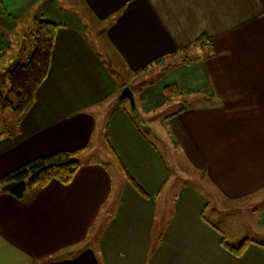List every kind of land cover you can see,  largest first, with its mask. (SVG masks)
I'll return each mask as SVG.
<instances>
[{
    "label": "crops",
    "instance_id": "obj_1",
    "mask_svg": "<svg viewBox=\"0 0 264 264\" xmlns=\"http://www.w3.org/2000/svg\"><path fill=\"white\" fill-rule=\"evenodd\" d=\"M68 1L1 0L0 26L28 28L39 18L60 27L35 104L15 127L0 114V177L41 155L85 149L68 184L52 180L23 199L0 186V264H264V199L247 213L210 210L213 196L200 184L177 187L159 146L130 108L117 105L122 83L97 48L118 56L133 79L146 66L172 65V53L204 50L143 81L140 109L173 108L165 115L170 143L220 197L255 195L264 189V0ZM13 35L0 30L12 62L31 53H22L24 32L19 49ZM159 57L169 61L154 64ZM169 84L186 102L166 101ZM96 149L116 160V177L85 158ZM233 215L230 232L249 231L229 237L225 221ZM223 236L234 245L251 241L236 254Z\"/></svg>",
    "mask_w": 264,
    "mask_h": 264
},
{
    "label": "trees",
    "instance_id": "obj_2",
    "mask_svg": "<svg viewBox=\"0 0 264 264\" xmlns=\"http://www.w3.org/2000/svg\"><path fill=\"white\" fill-rule=\"evenodd\" d=\"M2 7L0 0V8ZM59 27L60 24L54 21L35 18L28 26L30 39H28V32H24L26 38L24 42L30 40L29 45L33 46L30 55L26 59L10 62L0 71V114L9 113L15 126L20 124L22 118L36 102L37 91L49 72ZM0 43L2 46L5 40L0 38ZM177 54L179 53L175 52L171 56L175 57ZM165 59L166 57H159L154 64L162 63ZM197 59L195 56L186 55L174 65L192 63ZM174 65L167 66L163 73ZM149 67L151 66H146L144 69ZM164 95L169 103L186 102L184 92L176 84L167 85L164 88ZM168 117L166 116L165 119ZM134 119L137 125L144 129L135 117ZM3 133L4 131H0V134ZM84 149L85 146L76 149H61L35 157L0 177V186L15 182V187L9 192L18 199H23L28 191L42 189L52 180L68 184L79 169L80 163L77 156ZM250 241L249 238H245L238 245H234L228 242L226 237L223 236L222 239L225 247L236 254L243 252Z\"/></svg>",
    "mask_w": 264,
    "mask_h": 264
},
{
    "label": "rangeland",
    "instance_id": "obj_3",
    "mask_svg": "<svg viewBox=\"0 0 264 264\" xmlns=\"http://www.w3.org/2000/svg\"><path fill=\"white\" fill-rule=\"evenodd\" d=\"M73 2H75V1H73ZM60 3H61V5H64V4L69 5L70 4L68 0H60ZM16 27L13 28V27H9L7 25H2V26H0V30H2L4 34L8 33L9 36L14 34L13 40L11 42H14V45H15L14 48L15 49H19L20 45L18 44L17 41L19 40L20 35L21 36L23 35V32H28V34H29V28H27L25 25H23V26H20V28L18 30H15ZM28 39H30V34L28 35ZM29 41H27V40L25 41V44L22 47V53H23L24 49H29L31 51L33 50V46L31 47L29 45ZM97 48L101 53L103 51V53H104L103 55H104L105 59H107V60L110 59V61H111L110 65L114 70L112 72L115 75V78L118 80L119 84L122 83L123 87L125 85H130L132 87L134 94L137 96V97L135 96V98L137 99L136 105L138 107V110L141 113L144 122L147 123L149 126H151L153 131H155L156 135H154V133L146 127L142 126L144 128L142 130L146 133L147 136L152 138L156 142V144L159 146V148H160V150H161V152L165 158V162L167 163V165L171 171L172 177L173 178L178 177L177 180L174 179V182H173V183H175V185L177 187L181 186L187 182H191V180H193L195 183L200 184V187H202L201 189H204V191L206 189L207 193L208 194L210 193L213 196L212 199L209 201V209L212 205H215L218 208H221L222 205H224V207L227 210L233 209L235 212H237L236 208H242L241 210H244L245 211L244 213H247L249 211H252L253 208L257 207L260 204V201H262L264 199V189L257 192V194H255V195L253 194L250 196L248 194V195H245V196L238 198V199H235V200H228L227 201L226 199H223L222 197H220V194L216 191L215 185L213 183H211V181L209 180L207 173H205L204 170H201V169L200 170L193 169L192 165L188 162L185 155L180 154L174 150L173 144L170 143L169 135L166 132L167 119L164 118L166 113L171 111L173 108H169L167 110H163V108H160L159 111H156L151 115H146V114L143 115V113L140 109L141 103H140L139 98H138L139 93L141 92V89H142L143 81H145V83H148L149 81H152V79H154L155 77L160 76L161 74L163 75L164 74L163 71L166 68L165 64L163 66H160V67L156 66L157 67L156 69H154V66L152 65L147 70H144L143 73L139 72L140 75H139V77H137V79H133L132 78L133 74H130L128 68L124 67L125 64L121 63L118 56H115L114 54H112L109 51L107 52V51L103 50V48H100L99 44H98ZM203 52H204V50L202 51L197 46H194L191 50L183 51L181 55L172 57L169 60L176 63L178 60H180L183 56H186V55H190V56L192 55V56H195L198 58V56L200 54L202 55ZM11 54L15 55V51L12 52V50H10L9 48L2 47L1 43H0V71L3 70L4 67L7 66L10 62H12L13 56ZM24 59H26V56H24ZM166 60H168V59L166 58L165 61H163V62L166 63L167 62ZM174 63H173V65H174ZM178 65H181V64H178ZM178 65H174L171 69L175 68V66H178ZM123 78L125 80H122ZM138 80H141V81H138ZM126 81H128L127 82L128 84L127 83L125 84ZM112 103L113 102H111L110 105L108 104L109 105L108 111L104 112L103 110H105V108H107L106 107L107 104L105 105V108L102 110L103 118L107 117L108 113H110L114 109L115 105H112ZM117 105L126 106L127 108H130V110H131L130 102L128 99L122 100ZM176 107H180V104ZM182 108H183V105H182ZM160 110H163V111H160ZM130 114H132V113H130ZM13 126L15 127L14 124H13ZM157 134L159 135V137ZM103 141H104L103 139L102 140L100 139L99 144L103 143ZM93 142H95V141H93ZM103 145H105V144L103 143ZM79 158L80 157L77 156L78 160H79ZM85 158L91 159V160L97 159L98 161L100 160L103 163L109 165L111 167L113 174L116 177V170L114 169V167L116 166V160L113 162L112 157H111V160H112V164H111L110 159H109L110 157H108L106 155L105 156L102 155L100 153V150L96 149V151H90L85 156ZM210 210H213V209H210ZM206 212H208V211H206ZM234 216L235 215H233L232 217H230L229 219H227L225 221V222H228L225 227L228 229L229 237H231L232 234L233 235L234 234L235 235L236 234L241 235V234L249 231V228H248L249 226H245L244 228L237 229L236 232H230L231 230H234V228H235V225H234L235 217ZM258 238L263 239L260 237H258ZM86 245H88V244L83 243L82 248L86 247ZM70 254H71V252H70Z\"/></svg>",
    "mask_w": 264,
    "mask_h": 264
},
{
    "label": "water",
    "instance_id": "obj_4",
    "mask_svg": "<svg viewBox=\"0 0 264 264\" xmlns=\"http://www.w3.org/2000/svg\"><path fill=\"white\" fill-rule=\"evenodd\" d=\"M128 99L130 102V107H131V111L133 116L136 118V120L138 121V123L143 126L146 127L150 130L153 131V129L151 128V126H149L147 123L144 122L141 113L138 110V107L136 105V98H135V94L133 92V89L130 85H125L119 95L117 96L116 102H121L122 100ZM15 182H11L8 183L6 185H4V189L6 190H12L15 187Z\"/></svg>",
    "mask_w": 264,
    "mask_h": 264
}]
</instances>
